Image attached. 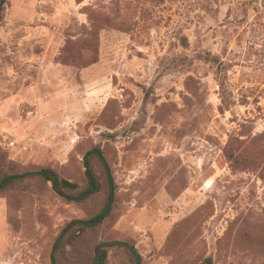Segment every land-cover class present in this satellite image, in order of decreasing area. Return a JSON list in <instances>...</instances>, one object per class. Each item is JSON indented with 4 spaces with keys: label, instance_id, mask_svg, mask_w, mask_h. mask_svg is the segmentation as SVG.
I'll return each instance as SVG.
<instances>
[{
    "label": "rangeland",
    "instance_id": "rangeland-1",
    "mask_svg": "<svg viewBox=\"0 0 264 264\" xmlns=\"http://www.w3.org/2000/svg\"><path fill=\"white\" fill-rule=\"evenodd\" d=\"M5 2L0 264H264V0Z\"/></svg>",
    "mask_w": 264,
    "mask_h": 264
},
{
    "label": "trees",
    "instance_id": "trees-1",
    "mask_svg": "<svg viewBox=\"0 0 264 264\" xmlns=\"http://www.w3.org/2000/svg\"><path fill=\"white\" fill-rule=\"evenodd\" d=\"M5 4H6L5 0H0V16H1V13L3 11V7L5 6ZM93 156H96V158L100 161V163L104 167L108 181H109L110 189H112V187L114 185V180L112 178L110 168H109V166L105 160V157L103 156L102 151L100 149H94V150L88 152L84 158V160L86 161V163L88 165V173H86V175H87L89 182H90V188L87 189V191L82 193L80 196H77L78 199H80L81 196H85V195L92 193L93 191H95V192L99 191L100 186H99V183H98L97 178L95 176V172L93 171V167H92L91 160H90V158ZM33 177H42L44 180H46L48 182H52L54 189L62 195H63V188H67L63 184L64 180H60L58 174L54 170L43 169L40 171L27 172L24 174L12 175V176L11 175H5V176L1 177L0 178V192H4V191L10 189V187H13L16 183H18L20 181L26 180L28 178H33ZM76 189L72 190V192H74ZM113 195H114L113 191L111 190L107 205L104 207L102 212L97 216L95 221L101 223L107 217H109V215L111 214V211H112V202H113V197H114ZM68 198L72 199L70 197H68ZM87 224L88 223L85 221L76 220V221L70 222L64 228V230L61 232V234L57 238L56 243L54 245V249H53V252L51 254L52 264H58L57 260H56V254L61 249V247L63 246L65 235L68 233V231L70 229H72L74 226H78V225L81 226V225H87ZM114 246L124 247L134 257L135 263L141 264V257L139 256L137 250L133 246H131L130 244L125 243V242H120V241L101 243L96 247V249H95L96 256H97V259H99L101 261V264L105 263V261L107 259V249L110 247H114ZM97 259L92 264H97Z\"/></svg>",
    "mask_w": 264,
    "mask_h": 264
},
{
    "label": "water",
    "instance_id": "water-1",
    "mask_svg": "<svg viewBox=\"0 0 264 264\" xmlns=\"http://www.w3.org/2000/svg\"><path fill=\"white\" fill-rule=\"evenodd\" d=\"M84 167H85L86 173H88V165H87V163H86L85 160H84ZM63 184H64V186H66L68 189H71V190H74V189L77 188V185H76V184H74V183H72V182H70V181H68V180H64V181H63ZM52 187H53V189H54L53 184H52ZM54 190H55V189H54ZM55 191H56V190H55ZM56 192H57V191H56ZM94 223H95L94 221L90 222V224H94ZM99 262H100V260L97 259V264H99Z\"/></svg>",
    "mask_w": 264,
    "mask_h": 264
}]
</instances>
